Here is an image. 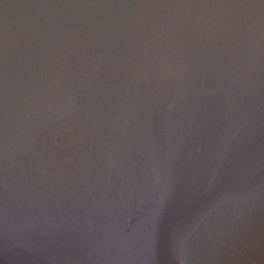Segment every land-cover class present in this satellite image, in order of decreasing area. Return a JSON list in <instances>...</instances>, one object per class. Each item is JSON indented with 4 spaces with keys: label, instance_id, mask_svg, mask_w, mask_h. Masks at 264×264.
<instances>
[{
    "label": "water",
    "instance_id": "95a60500",
    "mask_svg": "<svg viewBox=\"0 0 264 264\" xmlns=\"http://www.w3.org/2000/svg\"><path fill=\"white\" fill-rule=\"evenodd\" d=\"M0 264H264V0H0Z\"/></svg>",
    "mask_w": 264,
    "mask_h": 264
}]
</instances>
